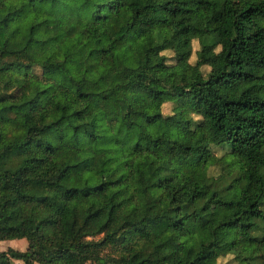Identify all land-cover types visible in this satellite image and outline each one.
I'll return each instance as SVG.
<instances>
[{
	"label": "trees",
	"instance_id": "trees-1",
	"mask_svg": "<svg viewBox=\"0 0 264 264\" xmlns=\"http://www.w3.org/2000/svg\"><path fill=\"white\" fill-rule=\"evenodd\" d=\"M12 238L0 264H264V0H0Z\"/></svg>",
	"mask_w": 264,
	"mask_h": 264
},
{
	"label": "rangeland",
	"instance_id": "rangeland-1",
	"mask_svg": "<svg viewBox=\"0 0 264 264\" xmlns=\"http://www.w3.org/2000/svg\"><path fill=\"white\" fill-rule=\"evenodd\" d=\"M37 25H38V22L28 21L24 27L23 37L19 40L9 39L7 42V46L10 48H16V47L24 46L27 48V50L33 56L40 57V56L44 55L45 53H40L34 45V41L37 39V37H39V35L36 33ZM191 43H192V54L189 57V61L192 62L194 60L193 50L195 48H197V41L192 40ZM166 54H170V52L167 51ZM202 70L203 71L207 70V67H205V66L202 67ZM170 107H171V103L169 101H166L163 103L161 110L163 113H167L170 111ZM217 151H219V150H217ZM194 172H196V170ZM203 176H204V174H202L201 172H196L193 177L196 180H201L203 178ZM230 194L232 195V197L234 199L238 198V193L236 190H230ZM213 213L216 216H229V215L234 213V208L224 209L221 207H215V208H213ZM187 223H188L189 228L191 230L194 228H197L198 227L197 225H199V226L201 225V223L197 220L187 219ZM230 233H232V231L230 229H218L217 230V236H218L219 243H223L225 240L230 238V236H229ZM25 244H26V242H25L24 238L2 239V240H0V250L5 249L7 246H11V247L17 248V249H23L25 247ZM218 260L220 262H223L224 264H226V263L232 261V255L229 253L225 254L223 256H220L218 258Z\"/></svg>",
	"mask_w": 264,
	"mask_h": 264
}]
</instances>
